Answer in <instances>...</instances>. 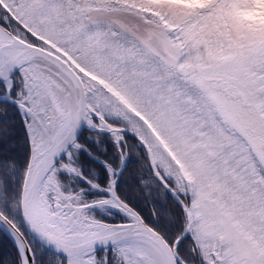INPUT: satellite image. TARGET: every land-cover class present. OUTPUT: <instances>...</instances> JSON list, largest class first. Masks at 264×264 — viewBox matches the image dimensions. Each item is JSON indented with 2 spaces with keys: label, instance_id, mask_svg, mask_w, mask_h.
Segmentation results:
<instances>
[{
  "label": "snow or ice",
  "instance_id": "6c2138e0",
  "mask_svg": "<svg viewBox=\"0 0 264 264\" xmlns=\"http://www.w3.org/2000/svg\"><path fill=\"white\" fill-rule=\"evenodd\" d=\"M0 264H264V0H0Z\"/></svg>",
  "mask_w": 264,
  "mask_h": 264
}]
</instances>
